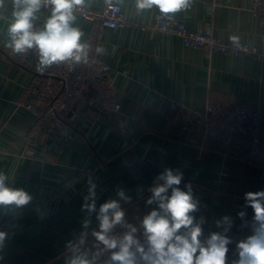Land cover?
<instances>
[{
  "label": "crops",
  "instance_id": "0c3cea01",
  "mask_svg": "<svg viewBox=\"0 0 264 264\" xmlns=\"http://www.w3.org/2000/svg\"><path fill=\"white\" fill-rule=\"evenodd\" d=\"M106 0H87V6L103 8ZM124 15L137 24L152 25L157 9L137 12L135 0H114ZM254 0H193L192 6L174 15L192 30L211 31L226 43L230 37L250 42L264 51V31L252 10ZM12 4L0 13V174L6 185L27 191L32 200L17 208L0 206V231L6 234L2 252L18 235L52 215L74 198L105 169L132 164H163L200 168L216 172L217 178L183 173L180 187L191 184L199 201L197 220L204 218L203 237L222 231L216 221L229 216L233 226L227 233L233 241L228 259H235L236 243L251 234L254 215L245 207L244 195L264 189V169L238 157L225 156L219 144L190 133H174L170 105L183 101L203 111L219 97L231 98L262 108L264 128V59L232 56L215 52L207 56L201 48L186 46L182 38L136 25L106 28L100 54L113 67L109 74L116 85L121 110L111 112L98 122L74 118L71 125L56 134L46 147L27 156V133L33 122L31 112L20 106L31 73L10 61L7 48ZM50 15L43 8L36 20L41 24ZM75 27L86 42L92 23L76 16ZM137 125L140 139L130 147L120 133L122 126ZM199 154L202 158L199 159ZM164 170H122L97 182L96 204L117 199L123 190L130 201H121L128 223L137 224L151 211L146 205L148 189ZM85 193L63 214L21 239L1 258L0 264H68L71 244L83 234L82 250H95L98 230L95 213L82 210ZM240 211L246 212L242 221ZM90 219L87 229L83 222ZM90 259V258H89ZM95 264H103L95 261Z\"/></svg>",
  "mask_w": 264,
  "mask_h": 264
},
{
  "label": "clouds",
  "instance_id": "9594fccd",
  "mask_svg": "<svg viewBox=\"0 0 264 264\" xmlns=\"http://www.w3.org/2000/svg\"><path fill=\"white\" fill-rule=\"evenodd\" d=\"M8 0H0V13L6 9ZM87 0H11L12 21L8 25L7 47L17 54L34 49L38 54V70L44 71L53 64L67 63L70 67L89 63V45L82 42L83 32L75 27L76 11ZM123 2V0H120ZM193 0H135L137 12L154 7L166 17L188 10ZM50 9V15L43 27L37 29L34 22L39 19L41 9ZM233 44H239V37H230ZM97 54H104L103 47L96 48ZM183 173L165 169L148 191L151 195L146 205L152 206L139 222V229L128 223L121 201L128 203L123 190H118L117 199H108L96 204V185L89 182L87 195L83 198L82 210L89 215L95 213L98 230L92 235L103 249L111 253L107 264H264V189L249 191L244 195L245 207L253 210L251 234L238 241L235 259H228L229 245L233 243L227 235L233 226L229 216L216 221L222 231H214L203 237L205 220L193 215L198 211L199 201L194 197L191 184L180 187ZM7 177L0 174V206L14 205L17 208L30 203L32 196L23 189L6 185ZM238 216L243 221L246 212ZM90 219L83 222L87 229ZM125 228L123 234L115 229ZM142 230V231H141ZM83 234L76 244L70 243L72 251L68 264H95L82 250ZM142 237V238H141ZM6 234L0 231V250L3 249Z\"/></svg>",
  "mask_w": 264,
  "mask_h": 264
},
{
  "label": "built area",
  "instance_id": "2783aa9c",
  "mask_svg": "<svg viewBox=\"0 0 264 264\" xmlns=\"http://www.w3.org/2000/svg\"><path fill=\"white\" fill-rule=\"evenodd\" d=\"M44 9V8H43ZM50 11V9H44ZM252 10L260 20L264 31V0H254ZM76 16L92 23L85 43L89 45V63L70 67L67 63L53 64L44 71L38 70V54L34 49L17 54L7 47V58L31 73V80L25 86L20 106L33 115V122L27 133V156L34 158L38 148L46 147L51 140L71 125L74 118H86L98 122L111 112L120 111L117 102V88L109 77L113 67L96 48L101 47L106 28L136 25L143 30L153 28L168 35L182 38L189 47L201 48L207 56L223 52L232 56H255L264 59V51L250 42L238 45L222 41L213 32L192 30L175 15L166 17L157 9L156 21L152 25L137 24L129 20L122 7L114 0H106L103 8L84 5ZM37 29L43 27L34 22ZM171 128L174 133H190L201 139H209L220 145L225 156L238 157L245 162L264 169V128L262 108L246 105L234 99L219 97L209 103L203 111L188 106L183 101H173L170 105ZM120 133L134 147L140 139L137 125L122 126ZM202 155L199 154V159ZM140 222V221H139ZM139 222L134 224L139 229ZM125 228L118 226L115 234H123ZM142 231V230H141ZM142 238V237H141ZM88 257L107 264L111 255L98 243Z\"/></svg>",
  "mask_w": 264,
  "mask_h": 264
},
{
  "label": "water",
  "instance_id": "95a60500",
  "mask_svg": "<svg viewBox=\"0 0 264 264\" xmlns=\"http://www.w3.org/2000/svg\"><path fill=\"white\" fill-rule=\"evenodd\" d=\"M165 169H173L174 171H179L182 173L199 175V176H209L213 178L218 177V174L216 172H207L200 168H189V167H183V166L163 165V164H132L128 166H116L113 168L105 169L103 172H101L98 176H96L90 182L96 184L97 182H99L101 179H103L107 175L114 173V172L122 171V170H165ZM88 187H89V183L74 198H72V200H70L65 206H63L58 211L48 216L44 220L40 221L39 223L31 227L30 229L26 230L22 234L18 235L2 252H0V258L7 251H9L15 244H17L21 239L26 237L28 234L44 226L45 224L57 218L58 216L63 214L66 210H68L79 198H81L85 193H87Z\"/></svg>",
  "mask_w": 264,
  "mask_h": 264
}]
</instances>
